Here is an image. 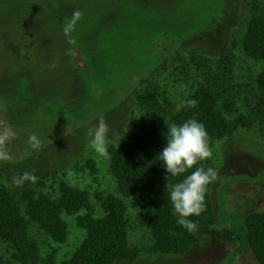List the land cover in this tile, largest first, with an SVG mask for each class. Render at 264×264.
<instances>
[{
	"label": "rangeland",
	"instance_id": "rangeland-1",
	"mask_svg": "<svg viewBox=\"0 0 264 264\" xmlns=\"http://www.w3.org/2000/svg\"><path fill=\"white\" fill-rule=\"evenodd\" d=\"M264 0H0V132L11 129V159L0 161V187L59 197L67 188L88 194L86 209L66 217L68 236L56 241L21 209L20 227L44 264H76L95 230L123 221L133 262L115 264H258L245 217L264 212V62L235 50L238 100L228 121L253 120L209 145L206 163L218 173L211 199L216 223L198 226L200 243L183 256H165L145 225L149 194L123 196L110 158L138 117L139 91L157 84L174 111L194 90L191 55L219 59L242 37L252 3ZM82 17L70 35L74 11ZM74 40L75 43H69ZM184 67L186 69L184 70ZM160 99V98H159ZM163 102V98H161ZM108 125L107 156L90 148L100 116ZM168 129V128H167ZM168 131H166L167 135ZM41 141L32 148L28 138ZM24 173L35 183H13ZM238 236L223 242L218 233ZM0 264H21L0 237Z\"/></svg>",
	"mask_w": 264,
	"mask_h": 264
},
{
	"label": "trees",
	"instance_id": "trees-1",
	"mask_svg": "<svg viewBox=\"0 0 264 264\" xmlns=\"http://www.w3.org/2000/svg\"><path fill=\"white\" fill-rule=\"evenodd\" d=\"M242 37L237 46L230 47L219 59L191 55L190 70L200 74L194 90L180 109L167 100L166 93L157 84L137 94L141 111L122 138L121 146L110 158V169L120 193L125 197L149 194L154 206L148 214L145 225L150 229L158 251L165 256H183L200 243V238L177 224L167 184L182 181L195 171L189 169L179 177H169L159 154L167 145V125L183 124L189 119L202 123L208 133L209 145L227 137L239 126L252 128L253 120L239 117L228 121L238 100L235 50L240 47L242 54L264 62V2L252 3L247 14ZM186 67H184V70ZM264 83V80L262 81ZM264 91V90H263ZM160 98V99H159ZM163 98V102L161 101ZM196 101L190 106L189 101ZM210 166L198 163L196 167ZM214 182L208 185L205 208L199 216L190 219L198 226L210 227L216 223L214 205L211 199ZM88 194L80 189L67 188L59 197L47 193L27 190L16 196L0 187V237L11 246L21 264H44L33 245L20 227V211L45 234L56 241L68 236L66 217L86 209ZM249 248L258 264H264V212L249 214L244 220ZM223 242L233 243L238 236L231 230L218 233ZM137 252L126 240L123 221H109L99 226L81 251L76 264H115L118 261L133 262Z\"/></svg>",
	"mask_w": 264,
	"mask_h": 264
},
{
	"label": "clouds",
	"instance_id": "clouds-1",
	"mask_svg": "<svg viewBox=\"0 0 264 264\" xmlns=\"http://www.w3.org/2000/svg\"><path fill=\"white\" fill-rule=\"evenodd\" d=\"M82 17L78 10L72 13V18L64 27V32L70 35L75 29L77 22ZM69 43H75L70 40ZM190 106H195L196 101H189ZM167 145L159 154L158 159L163 163L169 177H179L189 169L195 168L190 175L185 176L182 181L167 184V194L171 200L173 214L177 216V224L185 228L189 233L198 230V224L190 217L199 216L205 208V196L208 185L218 178L217 171L209 167H196L199 161H204L212 156L209 147L208 133L204 125L196 119H189L183 124L172 123L167 125ZM109 128L101 115L94 130L89 131L90 148L96 153L107 156ZM15 137L11 129L0 132V161H8L12 157L6 150L8 141ZM27 143L32 148H39L41 141L37 136L32 135ZM36 177L29 173L15 177L13 183L22 186L25 182L35 183Z\"/></svg>",
	"mask_w": 264,
	"mask_h": 264
}]
</instances>
